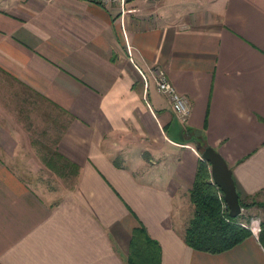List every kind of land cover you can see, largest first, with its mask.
I'll return each mask as SVG.
<instances>
[{
    "label": "crops",
    "instance_id": "0c3cea01",
    "mask_svg": "<svg viewBox=\"0 0 264 264\" xmlns=\"http://www.w3.org/2000/svg\"><path fill=\"white\" fill-rule=\"evenodd\" d=\"M202 144L264 208V0H0V264H127L141 226L160 264H264L185 243Z\"/></svg>",
    "mask_w": 264,
    "mask_h": 264
},
{
    "label": "trees",
    "instance_id": "16d2710c",
    "mask_svg": "<svg viewBox=\"0 0 264 264\" xmlns=\"http://www.w3.org/2000/svg\"><path fill=\"white\" fill-rule=\"evenodd\" d=\"M205 145H199L202 152ZM209 164L200 160L195 179L189 191L193 206L183 239L194 250L207 253H220L231 249L252 235L249 220L242 221L241 215L230 217L224 206L223 195L217 185L211 182ZM221 195V196H220ZM241 207H248L239 198ZM258 239L264 247V222L260 223ZM127 264H160V247L151 239L143 226L135 228L126 258Z\"/></svg>",
    "mask_w": 264,
    "mask_h": 264
},
{
    "label": "water",
    "instance_id": "95a60500",
    "mask_svg": "<svg viewBox=\"0 0 264 264\" xmlns=\"http://www.w3.org/2000/svg\"><path fill=\"white\" fill-rule=\"evenodd\" d=\"M201 159L209 164L210 175L215 185L223 193V199L227 205L230 217H237L241 214L242 207L239 202L231 169L225 159L212 147L207 146L201 152Z\"/></svg>",
    "mask_w": 264,
    "mask_h": 264
},
{
    "label": "built area",
    "instance_id": "2783aa9c",
    "mask_svg": "<svg viewBox=\"0 0 264 264\" xmlns=\"http://www.w3.org/2000/svg\"><path fill=\"white\" fill-rule=\"evenodd\" d=\"M85 1L96 3L108 9L117 7L121 13H124L126 9V4L129 0H85ZM154 80H155L156 89L160 93L165 94L169 98L172 109L175 112V114L179 118L184 120L186 115L188 114V105L186 98L177 91V89L175 88L173 83L169 80V78L167 77V75L163 70L157 69L154 71ZM210 179L211 182L214 183L212 177ZM224 206H227L225 201H224ZM248 227L252 232V234L256 235L259 232V228L253 222H250Z\"/></svg>",
    "mask_w": 264,
    "mask_h": 264
},
{
    "label": "rangeland",
    "instance_id": "374dc122",
    "mask_svg": "<svg viewBox=\"0 0 264 264\" xmlns=\"http://www.w3.org/2000/svg\"><path fill=\"white\" fill-rule=\"evenodd\" d=\"M35 182H38L39 184L42 183L43 186H46V187L47 185L60 187L61 185L60 182H62V180L48 179V178L43 177V179L41 178V181L36 180ZM258 197L264 202V194ZM241 218L243 219V221H246V222L247 220H249V223L251 219L258 221L259 223L264 222V208L257 206L252 211L250 210L244 211V213L241 215Z\"/></svg>",
    "mask_w": 264,
    "mask_h": 264
}]
</instances>
